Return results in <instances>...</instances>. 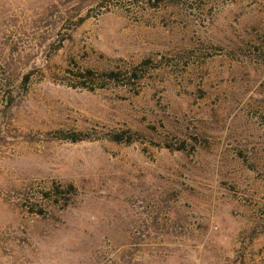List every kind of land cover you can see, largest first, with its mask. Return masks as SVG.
I'll list each match as a JSON object with an SVG mask.
<instances>
[{"label":"rangeland","instance_id":"1","mask_svg":"<svg viewBox=\"0 0 264 264\" xmlns=\"http://www.w3.org/2000/svg\"><path fill=\"white\" fill-rule=\"evenodd\" d=\"M0 264H264V0H0Z\"/></svg>","mask_w":264,"mask_h":264},{"label":"trees","instance_id":"2","mask_svg":"<svg viewBox=\"0 0 264 264\" xmlns=\"http://www.w3.org/2000/svg\"><path fill=\"white\" fill-rule=\"evenodd\" d=\"M101 3H104V1H102ZM89 73V75L91 74V72H88ZM133 75H134V77L135 78H139V75H138V73L137 72H135V73H133ZM104 76L105 77H107V78H109V79H116L117 77H118V75L117 74H115L114 72H111V73H104ZM88 77V76H87ZM86 84V83H85ZM84 84V85H85ZM55 190H57V192L60 190V188H58V187H55ZM76 192V188L73 186V185H68L66 188H65V192L64 193H66V194H73V193H75ZM59 194H61V191H59L58 192ZM47 197H48V193H46L45 194ZM58 195V194H57ZM57 204L59 203V202H56Z\"/></svg>","mask_w":264,"mask_h":264}]
</instances>
